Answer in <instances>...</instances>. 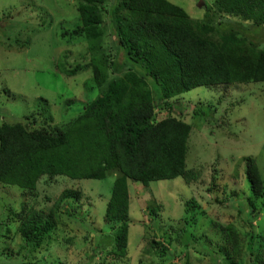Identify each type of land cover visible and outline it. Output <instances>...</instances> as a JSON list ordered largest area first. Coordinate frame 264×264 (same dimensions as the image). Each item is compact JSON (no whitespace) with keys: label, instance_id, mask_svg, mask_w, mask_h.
Listing matches in <instances>:
<instances>
[{"label":"rangeland","instance_id":"obj_1","mask_svg":"<svg viewBox=\"0 0 264 264\" xmlns=\"http://www.w3.org/2000/svg\"><path fill=\"white\" fill-rule=\"evenodd\" d=\"M166 1L194 21L212 15L214 0H201L198 8L200 0ZM112 2L99 7L106 81L138 69L109 34ZM210 21L221 29L236 23L226 16ZM77 25L75 0H0V124L53 132L100 95L89 70L72 77L58 72L89 59L83 38L63 34ZM253 39L264 51V29ZM66 100L71 106L63 105ZM167 105L170 116L190 127L185 166L195 179L150 182L146 188L127 181L124 256L113 249L119 224L102 220L118 176L109 171L102 180L42 176L31 193L0 184V264H264V197H253L244 174L245 158H251L264 178V84L197 87ZM165 115L160 111V118ZM65 189L80 197L64 200L39 246L26 242L17 231L22 206L47 213ZM226 234L234 245H227Z\"/></svg>","mask_w":264,"mask_h":264},{"label":"trees","instance_id":"obj_2","mask_svg":"<svg viewBox=\"0 0 264 264\" xmlns=\"http://www.w3.org/2000/svg\"><path fill=\"white\" fill-rule=\"evenodd\" d=\"M104 2L75 0L80 25L63 34L69 39L83 38L89 59L83 65L58 68L65 77L89 70L100 95L53 132L1 123L0 184L31 193L42 176L102 180L107 172H116L102 220L119 224L112 242L115 256L122 257L127 236V181L146 188L150 182L179 178L190 183L195 179L194 171L185 166L190 127L170 116L168 101L197 87L264 84V51L253 39L264 29V0H214L211 20L218 16L236 20L226 29L219 24L214 28L209 18L191 20L166 0H113L108 9L109 34L138 69L109 81L108 58L100 46L104 31L99 7ZM71 104L63 102L66 107ZM155 109L166 111L165 117L156 116ZM244 174L253 197L263 198L264 178L251 158H245ZM79 197V192L65 189L47 213L22 206L16 215L18 234L39 246L54 227L64 200ZM248 204L250 213L252 201ZM229 236H224L227 245L232 243Z\"/></svg>","mask_w":264,"mask_h":264},{"label":"water","instance_id":"obj_3","mask_svg":"<svg viewBox=\"0 0 264 264\" xmlns=\"http://www.w3.org/2000/svg\"><path fill=\"white\" fill-rule=\"evenodd\" d=\"M200 6H203V2L200 0V1H198V3H197V5H196V7L198 8V7H200Z\"/></svg>","mask_w":264,"mask_h":264},{"label":"built area","instance_id":"obj_4","mask_svg":"<svg viewBox=\"0 0 264 264\" xmlns=\"http://www.w3.org/2000/svg\"><path fill=\"white\" fill-rule=\"evenodd\" d=\"M154 111H155V113H156V116H159V113H160V112H159L157 109H155Z\"/></svg>","mask_w":264,"mask_h":264}]
</instances>
